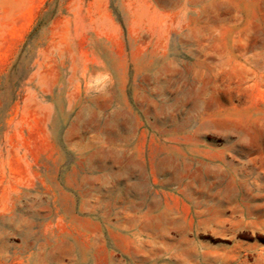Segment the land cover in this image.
<instances>
[{
    "label": "rangeland",
    "instance_id": "1",
    "mask_svg": "<svg viewBox=\"0 0 264 264\" xmlns=\"http://www.w3.org/2000/svg\"><path fill=\"white\" fill-rule=\"evenodd\" d=\"M47 1L0 0V85ZM59 6L0 129V264H264V0Z\"/></svg>",
    "mask_w": 264,
    "mask_h": 264
},
{
    "label": "trees",
    "instance_id": "2",
    "mask_svg": "<svg viewBox=\"0 0 264 264\" xmlns=\"http://www.w3.org/2000/svg\"><path fill=\"white\" fill-rule=\"evenodd\" d=\"M59 1L48 0L40 12L36 26L30 33L17 59L8 74L1 79L0 85V129L7 128L8 114L11 107L22 98L23 89L35 66V57L32 53L33 42L37 34L49 27L51 22L60 13ZM55 4V5H54Z\"/></svg>",
    "mask_w": 264,
    "mask_h": 264
}]
</instances>
